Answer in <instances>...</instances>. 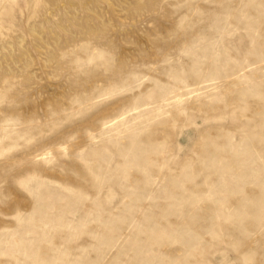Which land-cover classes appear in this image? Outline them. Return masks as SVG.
<instances>
[{"label":"rangeland","instance_id":"374dc122","mask_svg":"<svg viewBox=\"0 0 264 264\" xmlns=\"http://www.w3.org/2000/svg\"><path fill=\"white\" fill-rule=\"evenodd\" d=\"M0 264H264V0H0Z\"/></svg>","mask_w":264,"mask_h":264}]
</instances>
